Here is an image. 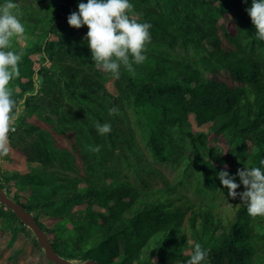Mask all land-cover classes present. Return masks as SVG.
<instances>
[{"label":"trees","instance_id":"1","mask_svg":"<svg viewBox=\"0 0 264 264\" xmlns=\"http://www.w3.org/2000/svg\"><path fill=\"white\" fill-rule=\"evenodd\" d=\"M12 2L25 32L12 48L23 51L10 85L23 104L9 141L29 171L3 170L0 186L55 251L79 263L186 264L199 243L203 264H264V216H249L217 175L240 184L238 169L264 170V41L252 0H129L151 43L119 79L95 67L87 26L67 23L87 0ZM97 122L111 132L98 134ZM222 139L226 152L214 144ZM0 264H55L1 203Z\"/></svg>","mask_w":264,"mask_h":264},{"label":"clouds","instance_id":"2","mask_svg":"<svg viewBox=\"0 0 264 264\" xmlns=\"http://www.w3.org/2000/svg\"><path fill=\"white\" fill-rule=\"evenodd\" d=\"M18 5L12 0L0 5V157L10 153L9 133L15 132V124L22 114L23 100L14 98L12 81L20 77L23 51L12 50L13 42H19L24 35L25 27L15 9ZM256 29V38L264 41V0H252L251 7L246 9ZM70 27L80 29L87 26L84 40L91 51V58L97 69L110 73L115 79L120 77L123 66L130 74H135L133 65L142 64L147 59V45L151 43V25L138 22L134 6L129 0H87L79 3L78 11L67 18ZM110 115L119 114V109H109ZM100 135L111 132V124L99 122L95 125ZM94 153L100 147L88 146ZM264 166V160L260 161ZM227 167V166H225ZM228 195L232 199L240 198L246 204L248 215L255 218L264 216V170L251 167L237 170L240 184L228 171L217 173ZM244 191L237 192L240 185ZM208 255L207 250L197 243L186 264H203Z\"/></svg>","mask_w":264,"mask_h":264},{"label":"water","instance_id":"3","mask_svg":"<svg viewBox=\"0 0 264 264\" xmlns=\"http://www.w3.org/2000/svg\"><path fill=\"white\" fill-rule=\"evenodd\" d=\"M0 203L12 210L17 217L32 230L40 247L44 250L46 258L48 261L55 264H100L95 260H88L86 262H75L67 260L60 256L52 246L49 236L46 232L39 226L35 217L30 213L22 204L16 202L11 198L8 193L0 186Z\"/></svg>","mask_w":264,"mask_h":264},{"label":"rangeland","instance_id":"4","mask_svg":"<svg viewBox=\"0 0 264 264\" xmlns=\"http://www.w3.org/2000/svg\"><path fill=\"white\" fill-rule=\"evenodd\" d=\"M220 79L222 80H227L229 83L231 81L229 80L228 73L224 72L223 74L219 75ZM109 88L113 89V85L109 84ZM31 122H37L35 118L30 119ZM193 125L196 126V122L193 120ZM18 123V121H17ZM215 145H217L219 148L223 150V152H226L228 149V145L226 144L225 140H221L220 142H214ZM5 162H4V170H9V171H20V172H27L29 171V167L26 165L25 157L16 152L12 147L10 146V153L8 156L4 157ZM156 167H158L163 173L166 175V177L169 180H173L176 175H177V169L173 166L169 165H163L160 163H155ZM44 222L51 223V220L49 219H44Z\"/></svg>","mask_w":264,"mask_h":264},{"label":"built area","instance_id":"5","mask_svg":"<svg viewBox=\"0 0 264 264\" xmlns=\"http://www.w3.org/2000/svg\"><path fill=\"white\" fill-rule=\"evenodd\" d=\"M4 162H5V159L4 157H0V180L2 183H4V180H3V176H2V172L4 170Z\"/></svg>","mask_w":264,"mask_h":264}]
</instances>
